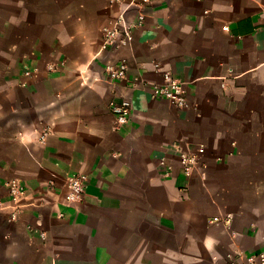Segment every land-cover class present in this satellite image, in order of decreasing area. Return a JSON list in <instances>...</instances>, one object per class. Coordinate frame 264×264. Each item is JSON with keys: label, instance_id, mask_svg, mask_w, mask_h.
<instances>
[{"label": "crops", "instance_id": "1", "mask_svg": "<svg viewBox=\"0 0 264 264\" xmlns=\"http://www.w3.org/2000/svg\"><path fill=\"white\" fill-rule=\"evenodd\" d=\"M131 1L0 0V264L264 254V0ZM121 13L133 41L105 49ZM164 73L185 84L187 108L154 97ZM199 148L188 178L180 155ZM76 174L86 194L68 204Z\"/></svg>", "mask_w": 264, "mask_h": 264}, {"label": "built area", "instance_id": "2", "mask_svg": "<svg viewBox=\"0 0 264 264\" xmlns=\"http://www.w3.org/2000/svg\"><path fill=\"white\" fill-rule=\"evenodd\" d=\"M152 0H132L131 5L142 6ZM119 3L120 0H114ZM144 16L141 14L139 23L143 22ZM135 26L125 20L124 13H121L112 23L104 27L102 30L103 48L117 49L128 46L134 38ZM128 69L127 61L123 60L119 69L109 67L107 69L108 76L114 81H120L126 76ZM26 74H28L26 72ZM153 95L156 99L168 101L178 109H185L189 106L185 84L179 79L173 77L170 73H164L163 82L161 84L152 85ZM115 113L119 114L118 124H125L130 118L129 104L123 103L121 107L111 104ZM49 130L45 128L40 135V141L45 142ZM204 154V148H199L196 153H182L180 155V166L186 177L192 176L197 168L200 157ZM170 169V168H169ZM68 185V192L66 193V202L74 204L82 200L86 194V186L88 183V176L86 174H76L70 177ZM10 191L13 196L24 194V190L17 181L10 183ZM230 219L225 222L229 223ZM221 220L214 219L213 222ZM249 264H264V254L258 256L248 257Z\"/></svg>", "mask_w": 264, "mask_h": 264}]
</instances>
